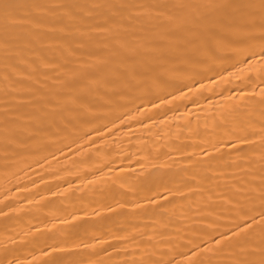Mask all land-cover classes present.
I'll list each match as a JSON object with an SVG mask.
<instances>
[{"label": "bare ground", "instance_id": "1", "mask_svg": "<svg viewBox=\"0 0 264 264\" xmlns=\"http://www.w3.org/2000/svg\"><path fill=\"white\" fill-rule=\"evenodd\" d=\"M0 264H264V0H0Z\"/></svg>", "mask_w": 264, "mask_h": 264}]
</instances>
